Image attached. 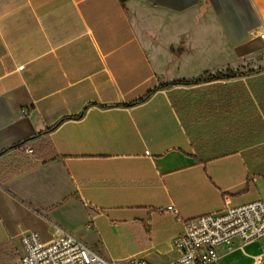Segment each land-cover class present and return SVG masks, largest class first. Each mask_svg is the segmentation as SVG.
<instances>
[{
  "label": "crops",
  "instance_id": "1",
  "mask_svg": "<svg viewBox=\"0 0 264 264\" xmlns=\"http://www.w3.org/2000/svg\"><path fill=\"white\" fill-rule=\"evenodd\" d=\"M262 27L264 0H0V264L51 224L167 263L168 205L264 203ZM215 251L264 264L239 237Z\"/></svg>",
  "mask_w": 264,
  "mask_h": 264
},
{
  "label": "built area",
  "instance_id": "2",
  "mask_svg": "<svg viewBox=\"0 0 264 264\" xmlns=\"http://www.w3.org/2000/svg\"><path fill=\"white\" fill-rule=\"evenodd\" d=\"M257 34L264 44V27ZM24 152L31 156L33 150L26 147ZM166 208L183 225L181 234L173 241L178 255L167 263L149 262L143 258H108L68 230L51 224L52 236L48 242H43L36 232L22 235L19 264H217L215 247L233 237H239L244 244L259 243L260 252L253 256V262L264 263V203L261 200L240 205L226 202L221 213L186 220L178 216V210L172 205Z\"/></svg>",
  "mask_w": 264,
  "mask_h": 264
},
{
  "label": "rangeland",
  "instance_id": "3",
  "mask_svg": "<svg viewBox=\"0 0 264 264\" xmlns=\"http://www.w3.org/2000/svg\"><path fill=\"white\" fill-rule=\"evenodd\" d=\"M50 236V232L48 231L47 228L43 229L41 231V234L39 237L42 239H47ZM133 240L130 239L128 236L122 234V233H117L114 232L113 239L111 241L112 247L117 253V256L119 258L127 259V258H132V259H138L140 258L139 253H137V248L136 246H133Z\"/></svg>",
  "mask_w": 264,
  "mask_h": 264
},
{
  "label": "trees",
  "instance_id": "4",
  "mask_svg": "<svg viewBox=\"0 0 264 264\" xmlns=\"http://www.w3.org/2000/svg\"><path fill=\"white\" fill-rule=\"evenodd\" d=\"M148 94H149V92H148ZM148 94H146L143 97H141L139 100H137V102L143 100V98H145ZM126 105H129V104H126Z\"/></svg>",
  "mask_w": 264,
  "mask_h": 264
}]
</instances>
